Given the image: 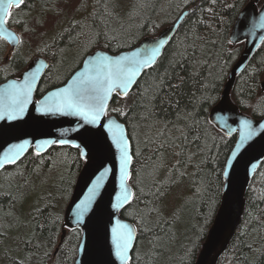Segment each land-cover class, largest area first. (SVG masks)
<instances>
[{"label": "trees", "instance_id": "1", "mask_svg": "<svg viewBox=\"0 0 264 264\" xmlns=\"http://www.w3.org/2000/svg\"><path fill=\"white\" fill-rule=\"evenodd\" d=\"M111 1L118 0H85L87 13L73 16L51 42L36 47L34 56L50 63L37 97L65 84L94 51L130 50L145 38L158 36L190 9L159 61L128 96H114L108 113L126 125L133 150L134 198L121 213L138 230L129 264H195L220 208L225 166L237 141L236 135L228 137L212 124L210 112L220 102L229 74L244 51V42L234 45L230 38L251 0H145L151 10L129 34L131 42H123L113 27L117 16L107 5ZM59 2L24 0L18 7L21 15L15 8L9 25L25 28L32 19L28 15L38 17ZM170 7L173 18L160 28L159 17ZM31 62L20 47L9 59L5 56L0 60V82L22 74ZM263 80L264 43L237 77L231 93L232 102L257 119L264 117ZM84 164L80 151L71 147H53L40 156L31 149L18 164L0 173V253L12 233L30 230L16 241L22 257L8 256L6 264H74L82 232L67 230L60 237L65 229L64 209ZM47 173H54L53 187L45 197H36V205L29 210L32 193L47 182ZM181 181L190 185L186 206L172 213L163 211V197ZM62 200L67 201L63 208ZM246 200L242 222L217 264H264V162Z\"/></svg>", "mask_w": 264, "mask_h": 264}, {"label": "water", "instance_id": "2", "mask_svg": "<svg viewBox=\"0 0 264 264\" xmlns=\"http://www.w3.org/2000/svg\"><path fill=\"white\" fill-rule=\"evenodd\" d=\"M255 1L245 7L235 22L231 43L245 42V48L229 74L220 102L210 112L212 124L228 137L236 135L237 141L225 166L220 208L195 264H217L227 251L242 222L251 182L264 162V117L257 119L244 114L231 100L237 77L264 43V6L258 9ZM8 3L9 0H0V38L16 49L21 39L8 26L7 18L11 8L23 2L17 6L16 0H12L11 8L6 10L4 6ZM190 12L184 11L172 26L156 37L145 38L130 50L118 54L103 49L94 51L65 84L40 99L36 97L37 90L50 67L43 57L35 58L20 77L0 84V173L18 164L31 149L40 156L53 147H71L79 150L85 161L64 214L63 237L67 230L82 232L74 264H129L132 260L138 230L121 215L134 198L130 184L132 143L126 125L117 116L108 115V111L115 95L128 96L142 75L155 66ZM156 48L159 51L155 59L141 67L127 89H122L117 77L120 68L149 59ZM109 71L116 84L107 94L105 111L99 119L85 120L75 107L67 106L72 90L79 88L87 99L95 94L93 87L97 80L107 87L105 77ZM261 86L264 90V82ZM121 138L128 144L126 166L121 165L120 148L116 146ZM117 242L126 245L123 257L116 255Z\"/></svg>", "mask_w": 264, "mask_h": 264}, {"label": "rangeland", "instance_id": "3", "mask_svg": "<svg viewBox=\"0 0 264 264\" xmlns=\"http://www.w3.org/2000/svg\"><path fill=\"white\" fill-rule=\"evenodd\" d=\"M252 1V0H251ZM251 1L248 3L250 4ZM108 3L109 9L117 16L115 22L113 23V27L115 31L121 34V40L123 42L129 41L131 42L133 38L129 34L133 33V29L135 27L139 28V25H142L144 20L147 19V16L150 12V7L146 4L145 0H118L117 2ZM255 5L258 9H261L264 6V0H256ZM16 12L19 14L21 10L18 8L15 9ZM89 11L88 4L85 0H61L59 4L55 5L51 10L44 9L41 13H39L38 17L32 15L28 18H32L31 22L22 27H13L15 31L21 37V45L20 51H22L26 56L30 57L33 60L35 54L38 53L36 47L42 48L41 46L46 44L47 42H51L58 31H60L73 16L77 14L84 15ZM14 8L12 7L9 18L13 16ZM17 14V15H18ZM41 14V15H40ZM21 15V13H20ZM172 16V9L167 8L164 13L159 17L158 23L160 28H164L165 22L167 19L173 18ZM176 16V15H174ZM115 17V16H114ZM38 18V19H37ZM18 21V18L16 19ZM139 35V33H135ZM6 46V50L3 52V48ZM0 51L3 53L0 54V60L9 54L10 48L7 46L6 43L0 42ZM34 56L32 58V55ZM79 57L77 56L75 59V64L77 63ZM264 82V80L262 81ZM56 174V173H55ZM54 173H47L46 179L47 182L42 185V188H39V191L36 190L32 193L33 203L29 207V210L36 205V197L42 196L45 197V193L51 191L53 187L52 178ZM166 178V174L164 173L162 176V181ZM189 183H184L181 181L180 183H175L174 188L170 191L168 196L162 200V209L165 211L167 209L168 212L172 213L177 207H184L186 204L183 202L184 199L190 197L191 194L189 192ZM66 200H62L60 207L63 208L66 205ZM166 208V209H165ZM66 209V207H65ZM64 209V212H65ZM29 218L26 222H29ZM26 219V218H25ZM29 229L26 228L23 231H18L17 234L12 233L11 239L7 243V245L2 249L0 253L1 263L6 264L5 258L8 256H16L17 258L22 257L21 247L20 244H16V241L26 236Z\"/></svg>", "mask_w": 264, "mask_h": 264}, {"label": "snow or ice", "instance_id": "4", "mask_svg": "<svg viewBox=\"0 0 264 264\" xmlns=\"http://www.w3.org/2000/svg\"><path fill=\"white\" fill-rule=\"evenodd\" d=\"M22 2L23 0H16L17 6ZM11 6L12 0H9V3L4 7L7 10L10 9ZM158 51V48L153 49L151 51L149 59L133 61V67H129L126 69L121 67L119 72L117 73L119 86L122 89H127L128 85L133 82V78L136 76L137 71H139V69L141 67H144L145 65H150L151 60L155 59L156 53ZM105 80L108 82L107 87H104L103 82L97 80L93 87V92L95 94L87 99L79 88L72 90V98L70 99L67 106L75 107L78 114L82 115L85 120L90 119V122H95L97 119H99L100 113L105 111L104 102L107 98V94L113 91V87L116 84V80L113 78V73L111 71H109V73L105 77ZM81 104H83V107H81ZM20 110L23 111V108H21ZM117 127H119V125H117ZM116 146L120 148L121 165L126 166L129 159L127 141L121 138L116 141ZM121 170L123 171L124 168L122 167ZM89 200H91V197H89ZM83 210H87L86 206ZM115 247L116 255L123 257V249H126V245H122L121 243L117 242Z\"/></svg>", "mask_w": 264, "mask_h": 264}, {"label": "flooded vegetation", "instance_id": "5", "mask_svg": "<svg viewBox=\"0 0 264 264\" xmlns=\"http://www.w3.org/2000/svg\"><path fill=\"white\" fill-rule=\"evenodd\" d=\"M8 25H9V22H8ZM9 27H11V26L9 25ZM11 28L14 29L13 27H11ZM7 46L9 47L8 44H7ZM9 48H10V47H9ZM17 49H18V48H17ZM17 49H11V48H10L9 54L7 55L6 58L9 59V57L12 56L13 53H14ZM37 57H39V56H37ZM45 59H46V58H45ZM75 72H76V71H75ZM75 72H74V73H75ZM74 73H73V74H74ZM73 74H72V75H73ZM18 76H19V75H18ZM18 76H17V78H18ZM43 77H44V76H43ZM13 78H16V77H13ZM70 78H71V77H70ZM70 78H69V79H70ZM10 79H12V78H9L8 80H10ZM42 79H43V78H42ZM69 79H68V80H69ZM8 80H5V81H3V82H0V84L5 83V82L8 81ZM68 80H67V81H68ZM41 81H42V80H41ZM40 83H41V82H40ZM39 85H40V84H39ZM59 87H60V86H59ZM38 89H39V87H38ZM37 91H38V90H37ZM45 94H46V93H45ZM36 97H37V94H36ZM41 97H42V96H41ZM41 97H39V98L37 97V99H40ZM64 224H65V223H64ZM63 231H64V229L62 230V237H60V240H62V239L64 238V237H63ZM29 233H30V230H29V232H28L27 234H29ZM58 251H59V249H58V247H57V248L54 250V253H53V257H54V258H55V256H56V254H57Z\"/></svg>", "mask_w": 264, "mask_h": 264}, {"label": "bare ground", "instance_id": "6", "mask_svg": "<svg viewBox=\"0 0 264 264\" xmlns=\"http://www.w3.org/2000/svg\"><path fill=\"white\" fill-rule=\"evenodd\" d=\"M132 186V185H131ZM135 250V249H134Z\"/></svg>", "mask_w": 264, "mask_h": 264}]
</instances>
